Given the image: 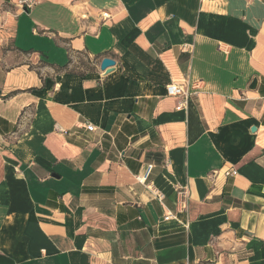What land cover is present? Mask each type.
Returning a JSON list of instances; mask_svg holds the SVG:
<instances>
[{"label":"crops","instance_id":"crops-1","mask_svg":"<svg viewBox=\"0 0 264 264\" xmlns=\"http://www.w3.org/2000/svg\"><path fill=\"white\" fill-rule=\"evenodd\" d=\"M20 1L0 0V264H264V0Z\"/></svg>","mask_w":264,"mask_h":264},{"label":"built area","instance_id":"built-area-1","mask_svg":"<svg viewBox=\"0 0 264 264\" xmlns=\"http://www.w3.org/2000/svg\"><path fill=\"white\" fill-rule=\"evenodd\" d=\"M36 2H37V0H21L20 5L22 7L30 8ZM101 15H102L103 20H107L111 17V14L108 13L106 10H103ZM167 92L170 96L180 97L182 99L180 107L186 103V100L188 99V96H189L188 89L183 84H179V83L168 84L167 85ZM85 127L90 131H94L96 129L94 127V125H92L90 123L85 124ZM154 168H155V165L153 163H149L146 166V169L144 170V172L137 176V180L140 183L147 184L148 187H150L154 191L156 196L162 200L164 198V194L161 191H159L157 188H155L152 184L149 183V180H150V177L154 171ZM221 174H223L224 176L237 175L238 170L235 168H230V169H225V170L224 169H217V170L212 171V173L209 175V177H210V179H216Z\"/></svg>","mask_w":264,"mask_h":264},{"label":"water","instance_id":"water-1","mask_svg":"<svg viewBox=\"0 0 264 264\" xmlns=\"http://www.w3.org/2000/svg\"><path fill=\"white\" fill-rule=\"evenodd\" d=\"M116 65V60L111 58V57H105L103 58L102 62H101V70L107 75L109 74L113 68ZM257 85V79L253 80V83L251 85V88H255Z\"/></svg>","mask_w":264,"mask_h":264}]
</instances>
